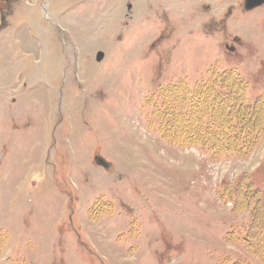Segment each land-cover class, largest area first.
Returning <instances> with one entry per match:
<instances>
[{
    "label": "rangeland",
    "instance_id": "374dc122",
    "mask_svg": "<svg viewBox=\"0 0 264 264\" xmlns=\"http://www.w3.org/2000/svg\"><path fill=\"white\" fill-rule=\"evenodd\" d=\"M245 2L0 0V264H264L245 242L264 245V132L221 156L189 138L233 122L238 81L264 101ZM222 74L192 116L187 91Z\"/></svg>",
    "mask_w": 264,
    "mask_h": 264
},
{
    "label": "trees",
    "instance_id": "16d2710c",
    "mask_svg": "<svg viewBox=\"0 0 264 264\" xmlns=\"http://www.w3.org/2000/svg\"><path fill=\"white\" fill-rule=\"evenodd\" d=\"M222 75H213L208 81L206 82H202L199 85L194 86L193 88L189 89L187 91V93H189L192 97V102H193V106H191L190 108V112L191 115L193 116L194 114H199L201 111H206L209 112V109H205L206 107V103H208V101L211 103V101L213 103H215L214 101L220 102V104L222 103V99L221 96H219V94L217 92H219V89L217 87H215V78H218ZM227 76V74H226ZM239 88L238 91H240V93H238V95L235 96V98H237L238 102L236 105L240 108L237 107V109L235 108L236 105H234V103L229 104L228 108L226 109L225 106L221 108L222 110V116L223 118H227L228 116L233 118V122L236 120L237 122H239L238 124L236 123H230L227 121H223L225 123L222 122V120L219 119H214L216 118L215 116L216 113H211L210 112V117L212 119H214L212 121V125H215L213 130L209 129L206 127L207 125L205 124L204 127L201 126V128L203 129H199L196 130V126L199 125L198 120H193L192 116L190 117L191 120H193L195 125L194 127H196L195 133L194 135H189V138L193 137L194 141H198V139L200 140V143L203 145H207L208 147H210V149L212 150L213 154L215 156H221L223 155L225 152L228 153H236V154H242V153H247L252 145L256 144L258 142V139L260 138V136L263 134L264 132V126L263 123L259 124L257 122V120L254 122L253 118L250 117V115H248V111H249V107L253 108L254 106H258L260 105L262 114H263V118H264V101L259 99L253 100V99H247L245 97V93H244V85L243 83L239 82ZM236 84V86L238 85ZM238 87V86H237ZM237 90V89H236ZM208 96V99L205 101V96ZM198 102V103H197ZM197 104V105H196ZM217 105V104H215ZM222 105V104H221ZM216 107V106H215ZM239 111V114L236 115V113H231V111L235 112V111ZM246 110H248L246 112ZM226 112H228V114L226 115ZM261 119V118H260ZM240 125V126H239ZM233 139H241L242 141L240 143H232L231 140ZM250 190H252V188H250ZM254 191V196H257L259 200L263 201L264 203V191L263 190H253ZM262 204V203H261ZM241 206V205H240ZM255 206V205H254ZM262 206V208H264V204L260 205ZM257 207V206H256ZM260 214H258V211H256V209L254 211H252V217L253 219L255 217H259ZM264 217V216H263ZM254 225V222L252 223ZM245 234V233H244ZM248 234L246 236L245 242L248 245H251L253 247H255L257 253L259 255H261L262 259H264V245H253L251 244L252 241L250 239V235L249 232L246 233ZM263 234L264 235V231L259 232V237L260 235ZM257 235V236H258ZM244 236V235H243ZM248 237V238H247ZM263 241V240H262Z\"/></svg>",
    "mask_w": 264,
    "mask_h": 264
},
{
    "label": "water",
    "instance_id": "95a60500",
    "mask_svg": "<svg viewBox=\"0 0 264 264\" xmlns=\"http://www.w3.org/2000/svg\"><path fill=\"white\" fill-rule=\"evenodd\" d=\"M5 1H7V0H5ZM262 4H264V0H246L245 8L246 9H253L257 6H261ZM103 55H104L103 53H99L98 59H102ZM96 161L99 165H101L105 168H109V166H110V163L101 155H97Z\"/></svg>",
    "mask_w": 264,
    "mask_h": 264
},
{
    "label": "flooded vegetation",
    "instance_id": "af4514ba",
    "mask_svg": "<svg viewBox=\"0 0 264 264\" xmlns=\"http://www.w3.org/2000/svg\"><path fill=\"white\" fill-rule=\"evenodd\" d=\"M1 1H5V0H1Z\"/></svg>",
    "mask_w": 264,
    "mask_h": 264
}]
</instances>
